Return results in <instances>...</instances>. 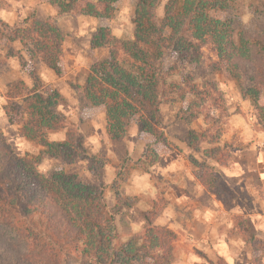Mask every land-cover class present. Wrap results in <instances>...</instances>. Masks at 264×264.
<instances>
[{
    "label": "trees",
    "instance_id": "16d2710c",
    "mask_svg": "<svg viewBox=\"0 0 264 264\" xmlns=\"http://www.w3.org/2000/svg\"><path fill=\"white\" fill-rule=\"evenodd\" d=\"M122 1L51 0V4L63 14L79 9L85 16L108 20ZM162 1L135 0L132 39L112 36L107 26L100 27L91 39L93 49L107 48L109 53L83 71L82 97L90 106L104 109L108 141L123 146L136 126L139 134L175 150L161 127V88L182 68L196 69L207 44L219 59L218 67L223 65L239 82L264 130V0H251L257 4V25L253 31L240 33L222 17L228 7L226 0H166L159 23L156 11ZM2 27L0 21V33ZM64 40L54 23L40 18H32L26 27L14 30L12 37L28 50L31 59L57 76L61 74ZM21 89L27 90L21 105H7L6 114L11 123L20 126L21 137L42 147L44 153L36 158L14 154L0 129V264H171L177 234L155 226L161 214L157 207L144 214L145 235L131 234L125 242L116 216L131 207L128 200L118 196L115 208L109 209L102 192L77 175L55 171L46 176L39 171L45 158L60 159L65 164L86 160L101 169L104 162L89 155L79 130L57 110V90L41 85L28 88L23 83ZM195 92L202 94L197 88ZM20 110L21 121L12 115ZM60 132H65L64 138L51 139ZM203 141L194 130L184 138V143L195 150ZM220 155L221 150L214 149L207 158L227 167L231 154ZM155 162L156 156L152 164ZM192 164L198 182L225 201L226 194L218 185L219 169L195 159ZM127 173L124 182L131 171ZM113 188L117 192V183ZM244 241L254 246L255 254L262 251L264 255L263 239L246 232ZM203 257L209 264H226L215 263L205 254ZM252 264L263 262L253 259Z\"/></svg>",
    "mask_w": 264,
    "mask_h": 264
},
{
    "label": "rangeland",
    "instance_id": "374dc122",
    "mask_svg": "<svg viewBox=\"0 0 264 264\" xmlns=\"http://www.w3.org/2000/svg\"><path fill=\"white\" fill-rule=\"evenodd\" d=\"M226 1L228 7L222 17L233 23L236 32L253 31L259 18L257 4L251 0ZM135 5V0H123L110 19L100 20L80 14L79 9L70 14L60 13L51 4V0H0V21L3 25L0 33V129L14 154L36 158L44 153L42 147L21 137L20 126L10 122L5 107L11 104L21 105L22 96L27 92L21 89V83L28 88L34 85L54 88L60 94L57 110L79 130L89 155L103 161L104 165L101 169L86 160L65 164L60 159L45 158L38 169L46 176L55 171L74 174L83 182L95 185L102 192L109 209L115 208L118 196L128 200L131 207L124 208L116 216V226L122 241H129L131 234L140 237L145 235L147 224L144 214L154 206L161 211L155 226L169 228L177 234L171 224H182L181 218L186 214L192 216L197 208L204 212L203 208L211 195L223 204V212L228 214V232L224 231L222 234L232 239L238 254L235 253L239 255L245 250L251 263L253 259L263 262L262 251L255 254L254 246L244 241L246 232L253 236L255 234L249 230L247 221L240 215H233L231 210L238 200H264L261 181L263 175L259 172V169L264 170V130L257 111L250 100L243 96L239 82L231 77L223 65L218 67L219 59L210 44L203 47L202 62L196 69L190 66L182 68L180 73L170 77L161 88V127L166 138L175 145V150L167 149L151 136L139 134L136 126L132 127L123 146L111 144L107 137L104 109L92 107L83 100V71L109 53L107 48L96 50L91 47L93 35L100 27L107 26L112 36L121 40L132 39ZM165 5L166 0H163L157 8L156 18L159 23L164 17ZM32 18L54 23L65 36L60 76L44 64L31 59L28 50L19 41H12L14 30L26 27ZM196 88L202 94L196 93ZM12 115L21 121V110L18 114L12 112ZM192 130L204 139L197 150L184 143V138ZM64 135L65 132H60L50 137L53 140L62 139ZM214 149L221 150L220 157L231 154L227 169L232 165L246 167L247 176L242 185L230 184L225 167L207 158L209 151ZM170 153L189 163L192 174L196 170L192 164L194 159L219 169L218 185L226 194L225 201L210 192L209 195L208 191L201 193V205L198 207V200H178V185L151 172L158 164L159 156ZM155 156L156 162L152 164ZM90 167L96 171L91 172ZM128 170L131 175L124 182ZM137 174L148 176L147 183L154 186L155 195L145 192L148 187L144 184L130 183L131 178ZM116 183L117 192L113 188ZM191 189L189 188L188 193L194 198ZM248 206L257 207L252 204ZM252 220L254 218L249 217L251 225ZM179 232L181 234H177L173 243L175 257L171 264H209L203 254L215 263L223 261L226 264H237L245 258L239 255L233 262L221 257L213 260L192 236L183 233L181 229Z\"/></svg>",
    "mask_w": 264,
    "mask_h": 264
},
{
    "label": "crops",
    "instance_id": "0c3cea01",
    "mask_svg": "<svg viewBox=\"0 0 264 264\" xmlns=\"http://www.w3.org/2000/svg\"><path fill=\"white\" fill-rule=\"evenodd\" d=\"M158 164H156L151 172L153 175H159L163 180L167 179V182H171L173 184H177L176 187L179 191L178 200H198L196 207L201 205L199 200L202 197L201 193L203 191L207 192V190L198 182L195 174L191 173V166L189 163L183 160V158H175V156L170 153L167 155L159 156ZM254 158V156H253ZM225 167V174L230 182V184L234 186H240L243 184L245 176H247V171L245 166L232 165L230 169ZM257 166V170H258ZM195 172V171H194ZM260 175L262 184L264 186V170H260ZM175 174L177 176H175ZM195 177H194V176ZM177 177L178 179L174 178ZM139 179V180H138ZM148 176H143L142 174H137L131 178L130 183L136 184L141 183L148 187L145 192L153 193L155 195L154 186H149L147 183ZM189 188L192 190L193 197L188 193ZM209 194V192H207ZM210 195V194H209ZM238 200L231 213L233 215H240L247 221V226L249 230L255 234V236L261 237L264 239V200ZM257 205V207H249L248 205ZM205 211L198 210L194 211L191 215L186 214L182 220V224H178V226H174L171 224L172 229L174 228L177 234H181V231L189 236H192L193 239L199 242L200 246H202L205 250V253L213 260L218 258H224L227 261H232L236 258L242 257L244 260L239 261L237 264H252L249 261L248 253L244 250V253H240L239 255L236 247L233 246V242L231 241L227 235H223L222 232H228V214L224 211V206L221 202L215 199L214 196L210 195L208 203L203 208ZM226 213V214H225ZM224 215V216H222ZM249 217L254 218L253 223L249 222ZM225 220H224V219ZM223 220V221H222ZM188 222V223H187ZM237 254H236V253ZM237 255V256H235ZM233 264V263H232ZM264 264V261H263Z\"/></svg>",
    "mask_w": 264,
    "mask_h": 264
}]
</instances>
